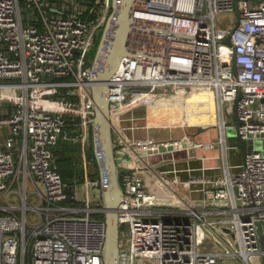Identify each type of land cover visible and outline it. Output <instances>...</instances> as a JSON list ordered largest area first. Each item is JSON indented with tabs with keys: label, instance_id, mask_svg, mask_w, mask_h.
<instances>
[{
	"label": "built area",
	"instance_id": "2783aa9c",
	"mask_svg": "<svg viewBox=\"0 0 264 264\" xmlns=\"http://www.w3.org/2000/svg\"><path fill=\"white\" fill-rule=\"evenodd\" d=\"M112 14L113 0H0V101L14 104L0 112L11 127L0 147V264H27L29 250L30 264H104L106 221L93 215L104 209L100 178L87 174L73 194L85 203L67 204L52 147L62 135L91 136V85ZM130 15L156 30L130 32L129 48L146 55L126 54L108 85L118 164L131 168L118 264H263L264 0H135ZM211 104L217 122L202 125H218L216 138L137 135ZM73 109L80 124L70 136ZM250 140L231 163L229 149ZM202 149H219L207 156L216 162ZM29 180L44 183L39 204L29 202ZM14 190L19 204L8 200Z\"/></svg>",
	"mask_w": 264,
	"mask_h": 264
},
{
	"label": "water",
	"instance_id": "95a60500",
	"mask_svg": "<svg viewBox=\"0 0 264 264\" xmlns=\"http://www.w3.org/2000/svg\"><path fill=\"white\" fill-rule=\"evenodd\" d=\"M238 3V0H235ZM135 0H113V14L106 26L101 40L102 55L97 62V70L92 82V95L95 104V114L91 120L94 151L100 172L101 200L106 221V236L102 249L104 264H118L120 242L122 237L129 235L125 223L119 221V208L124 195L122 174L131 170L130 167H120L117 160V142L112 122V101L108 93V85L126 54L133 52L128 38L134 29L156 30L153 26L136 23L131 19V9ZM239 13V10L237 9ZM230 43V37L225 38ZM149 56V55H148ZM151 56V55H150ZM158 58L159 56H154ZM239 123V120H237ZM210 126L197 125L194 136L208 129ZM252 141L242 142L245 152ZM261 247L264 250V226L259 223ZM30 264V250L28 263ZM264 264V255H263Z\"/></svg>",
	"mask_w": 264,
	"mask_h": 264
},
{
	"label": "trees",
	"instance_id": "16d2710c",
	"mask_svg": "<svg viewBox=\"0 0 264 264\" xmlns=\"http://www.w3.org/2000/svg\"><path fill=\"white\" fill-rule=\"evenodd\" d=\"M8 105L10 110H12L13 106ZM0 108L3 107L0 106ZM75 113H77L75 109L65 112L66 123L64 125V131L70 134V136L77 135L79 131L80 118L78 116L73 117L72 114ZM192 118L195 119L196 123H207L205 115L198 113L197 115L194 114ZM19 147L20 142L18 141L14 148L17 149ZM3 148L8 147L4 146ZM52 150L54 154L53 164L62 175L63 180L67 183L68 199L65 202L75 205L84 204V201H80L73 194L84 183L87 174L92 178L100 177L92 139V128L89 140H76L62 135L57 144L52 147ZM99 203L102 205L101 201ZM93 215L101 218L105 217L103 212H95Z\"/></svg>",
	"mask_w": 264,
	"mask_h": 264
},
{
	"label": "rangeland",
	"instance_id": "374dc122",
	"mask_svg": "<svg viewBox=\"0 0 264 264\" xmlns=\"http://www.w3.org/2000/svg\"><path fill=\"white\" fill-rule=\"evenodd\" d=\"M228 16L227 15H220L218 17V21L222 24H227L228 23ZM231 21H235V17H232L231 18ZM178 117V116H177ZM208 117V121L211 120V123H215L217 122V116H216V113H213L212 115H207ZM209 118H211L209 120ZM185 122V124H182V125H173V126H169V127H150L144 131H138L137 132V135L138 136H146V135H156V136H163V137H167V136H171V135H177V134H180L184 131H187V132H195L197 129H196V125H199V124H189L188 121H186V118L185 120H183ZM219 121V120H218ZM202 125V124H201ZM219 133H220V130H219V126L218 125H211L210 127H208V129H206L205 131L201 132L199 135L196 136V139L198 140H211L213 138H216L219 136ZM230 142L233 144H236L235 142V137L231 136L230 138ZM251 144H249L248 148H251ZM183 154L185 153V151L182 152ZM200 154L203 155V157H206L204 159V162L206 160V163H215L216 160H209L210 158H208L207 156L209 155H218L220 154V151L219 149L217 150H213V149H210V150H205V149H202L200 150ZM228 158H229V161L231 163H237V162H240L243 158V149L241 147H238V148H231L229 149L228 151ZM14 188H18V185H15ZM92 188H96V187H92ZM45 187H44V183L39 180L37 182V184H35L32 180H29V183H28V187H27V190L29 192V202L32 203V204H39L40 203V198H41V195H40V191H44ZM19 195V194H18ZM18 195H16V198L17 200L19 201L20 199L18 198ZM15 197V196H14ZM17 201V202H18ZM32 211H29V216L32 215ZM201 248H208V249H213L214 248V245L211 243V242H206L204 244V246H202Z\"/></svg>",
	"mask_w": 264,
	"mask_h": 264
},
{
	"label": "crops",
	"instance_id": "0c3cea01",
	"mask_svg": "<svg viewBox=\"0 0 264 264\" xmlns=\"http://www.w3.org/2000/svg\"><path fill=\"white\" fill-rule=\"evenodd\" d=\"M257 2H260L261 0H255ZM180 102V101H179ZM12 105L13 108H14V104L12 103V100H9V99H4V100H1L0 101V106L3 107V108H0V112H9L10 111V108H9V105ZM12 108V109H13ZM191 110V109H190ZM200 114V115H205L206 117V120H207V123H211V118H209L210 121H208V117L207 115H209L206 111H202V112H192L191 114H189L188 116V120L187 121H191L195 124H199V123H196L195 119H193L192 117L194 116V114ZM175 116V119H171V121H180L181 119V114L180 115H174ZM178 116V117H177ZM10 129L11 127L6 125V126H0V147H4L6 146L5 145V140L7 139V137L10 135ZM7 144V143H6ZM86 163V162H85ZM85 183V182H84ZM14 189H17V188H14ZM16 195H18V193L14 190L12 191L10 194H9V197H8V200L9 201H12V202H15L16 204H19L21 201L20 199V195H18V198L20 199L19 201L17 200L16 198ZM15 196V197H14ZM18 201V202H17ZM6 202V199L1 197L0 198V204L2 203H5ZM19 211V210H18Z\"/></svg>",
	"mask_w": 264,
	"mask_h": 264
},
{
	"label": "bare ground",
	"instance_id": "6f19581e",
	"mask_svg": "<svg viewBox=\"0 0 264 264\" xmlns=\"http://www.w3.org/2000/svg\"><path fill=\"white\" fill-rule=\"evenodd\" d=\"M176 102L179 103L178 100H177ZM203 107H204V106H203ZM202 111H206L209 115H212L213 113H215V110H214L212 104H211V106H210L209 108L206 107V109H205V108L198 109V110H195L194 112H202ZM188 123H189V124H195V123H193V122H191V121H188Z\"/></svg>",
	"mask_w": 264,
	"mask_h": 264
}]
</instances>
